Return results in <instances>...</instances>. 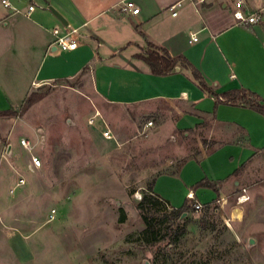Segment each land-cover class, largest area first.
Returning a JSON list of instances; mask_svg holds the SVG:
<instances>
[{
	"label": "rangeland",
	"instance_id": "obj_1",
	"mask_svg": "<svg viewBox=\"0 0 264 264\" xmlns=\"http://www.w3.org/2000/svg\"><path fill=\"white\" fill-rule=\"evenodd\" d=\"M32 91L33 104L0 117V264H264V180L253 189L262 198L250 202L240 188L191 208L177 221L185 234L171 243L156 226L167 206L153 209L157 239L144 232L135 205L147 184L161 173L178 177L196 150L192 138L159 127L172 116L167 105L109 104L79 77ZM31 154L40 167L30 165ZM245 202L254 208L246 220Z\"/></svg>",
	"mask_w": 264,
	"mask_h": 264
},
{
	"label": "crops",
	"instance_id": "obj_2",
	"mask_svg": "<svg viewBox=\"0 0 264 264\" xmlns=\"http://www.w3.org/2000/svg\"><path fill=\"white\" fill-rule=\"evenodd\" d=\"M7 1L18 12L0 0V110L16 108L37 87L77 77L109 104L149 111L167 105L172 116L159 127H171L175 135L182 131L179 138H192L196 150L184 158L178 177L158 175L153 192L159 198L173 208L185 200L212 204L240 188L250 202L262 198L253 189L264 180V115L243 104H215L190 69L176 66L155 75L138 55L150 42L173 57L183 56L215 92L244 89L264 102V0H244L243 9L260 17L244 24L232 14L237 0H205L198 8L184 1L177 16L167 9L177 0H132L140 8L136 15L121 13L120 0ZM30 4L35 7L27 15ZM56 26L78 29L75 49L53 45ZM193 34L197 40L190 42ZM204 178L217 192L193 187ZM248 203L243 205L245 220L246 210H254Z\"/></svg>",
	"mask_w": 264,
	"mask_h": 264
},
{
	"label": "trees",
	"instance_id": "obj_3",
	"mask_svg": "<svg viewBox=\"0 0 264 264\" xmlns=\"http://www.w3.org/2000/svg\"><path fill=\"white\" fill-rule=\"evenodd\" d=\"M147 45V49L144 51V53L139 54L138 57L142 58L149 65L153 74L165 75L171 73L175 70L176 66L190 69L192 78L197 82L203 91L215 99V104H243L264 115V102L258 101L255 96L248 93L246 90L233 89L223 93H217L205 83L201 74L194 67H192L183 56L173 57L163 47L156 46L150 42ZM38 97V92H30L23 100L22 107H28L29 105L33 104L38 99ZM14 113L15 112L12 110V108L0 110V117L11 116ZM182 133V131H179L178 134ZM183 161H185V159L182 160V162ZM236 172L238 171H235L234 173ZM154 179L155 178H152V180L147 184L146 192H144L141 199L137 201L135 207L145 224L144 232L149 233V235H151L150 237L155 241L157 239L156 236L159 233V229L156 226H163L165 229L164 236H162L160 239L166 241V243H171L185 234V228L180 226L177 221L182 217L183 213H188L189 210L193 208V206H191L190 200H185L184 204L179 208L169 207L164 200L159 198V196L153 192ZM193 187H210L217 192L215 184L206 178L197 182ZM160 205L169 207V211L167 214H161L160 219L155 226V218L152 216L154 212L153 209L158 208ZM203 207L208 208L209 204ZM121 211L123 212V210ZM119 221H124L123 213L121 214Z\"/></svg>",
	"mask_w": 264,
	"mask_h": 264
},
{
	"label": "built area",
	"instance_id": "obj_4",
	"mask_svg": "<svg viewBox=\"0 0 264 264\" xmlns=\"http://www.w3.org/2000/svg\"><path fill=\"white\" fill-rule=\"evenodd\" d=\"M184 1L189 2L192 4L195 8H198L201 4L205 2V0H177L173 2L172 4L167 6V9L169 10L171 16H177L179 13V9L183 6ZM1 4L8 9H12L14 12H18V9H16L14 6L11 5V3L7 0H1ZM35 5L30 4L28 6L27 15L30 14V12L34 9ZM244 8V0H237L236 1V8L233 10L232 14L234 19L239 24L244 23H255L258 22L260 17L257 13H251L249 11H246ZM118 9L123 14H130V15H136L139 14L140 8L132 1V0H120ZM76 28H72L70 30L62 29L59 26H56L52 29V34L54 35V41L53 45L61 50H73L77 47L78 42L75 40V35L77 33ZM197 37L193 34L190 36L189 41H196ZM88 122L92 124L94 122V116H92ZM104 135L109 136L110 131L106 129L104 131ZM20 146H22L24 149L31 150L30 141H28L26 138H20L19 140ZM30 165L34 168H38L41 166V160L37 155L31 154L30 156ZM24 181L20 179V181L17 183V185L23 184ZM241 197L244 198V195ZM193 197H191L192 199ZM192 206L195 211L201 210L203 205L198 202L194 201L192 202ZM49 217L51 219L54 218V210H51V213L49 214Z\"/></svg>",
	"mask_w": 264,
	"mask_h": 264
},
{
	"label": "water",
	"instance_id": "obj_5",
	"mask_svg": "<svg viewBox=\"0 0 264 264\" xmlns=\"http://www.w3.org/2000/svg\"><path fill=\"white\" fill-rule=\"evenodd\" d=\"M49 10L56 16V18L62 23V24H67V22L65 21V19L63 18V16L58 13L56 10H54L51 6L49 7ZM178 69V68H176ZM11 151V145L8 144L7 146V152H10ZM238 210H236L235 212H237ZM187 213H183L182 216H185ZM253 243V239L250 238L249 239V244H252Z\"/></svg>",
	"mask_w": 264,
	"mask_h": 264
},
{
	"label": "bare ground",
	"instance_id": "obj_6",
	"mask_svg": "<svg viewBox=\"0 0 264 264\" xmlns=\"http://www.w3.org/2000/svg\"><path fill=\"white\" fill-rule=\"evenodd\" d=\"M242 198V197H241ZM245 200L242 198L241 200H240V202H244Z\"/></svg>",
	"mask_w": 264,
	"mask_h": 264
}]
</instances>
